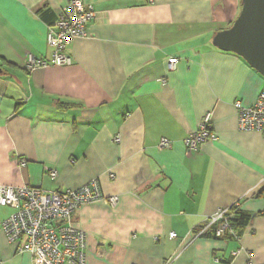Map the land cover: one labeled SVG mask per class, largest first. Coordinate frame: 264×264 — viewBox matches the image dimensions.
Here are the masks:
<instances>
[{"label": "crops", "instance_id": "1", "mask_svg": "<svg viewBox=\"0 0 264 264\" xmlns=\"http://www.w3.org/2000/svg\"><path fill=\"white\" fill-rule=\"evenodd\" d=\"M69 1L0 0V184L53 191L97 178L117 195L73 216L86 264H264V135L240 130L235 107L257 101L264 77L213 45L241 0H85L96 17L70 43L73 63L29 72V53L50 56L47 27ZM209 111L218 139L189 153ZM236 201L251 215L238 238L197 234ZM12 213L0 205V264H32L2 227Z\"/></svg>", "mask_w": 264, "mask_h": 264}, {"label": "built area", "instance_id": "2", "mask_svg": "<svg viewBox=\"0 0 264 264\" xmlns=\"http://www.w3.org/2000/svg\"><path fill=\"white\" fill-rule=\"evenodd\" d=\"M95 17L93 4L86 3L85 0H70L66 11L60 13L57 20L47 27L46 40L51 48L50 56L41 58L29 53L26 69L33 72L50 65H71L73 59L68 53L69 45L74 38L88 35V24ZM168 62L173 69L178 58L172 57ZM161 81L166 83L165 78ZM235 107L240 130L258 131L264 135V89L253 105L245 106L241 101H236ZM217 139L212 126V112L209 111L201 119L196 131L186 137L185 145L189 153H196L204 141ZM115 141H121L120 135L115 137ZM171 145L170 139L162 138L158 147L167 149ZM22 165H25V161H22ZM48 174L56 178L58 171L51 168L48 169ZM110 176L115 177L113 173ZM97 200L111 206L118 201L117 195L107 196L102 192L97 178L77 189L53 191L30 185L0 184V205L13 209L2 227L16 252L29 253L32 264H86L87 233L73 224V216L82 204ZM233 206L240 207V201L219 208L197 234L203 235L211 231L218 238L224 237L227 232L236 236L229 221V212ZM175 236L176 233H170V237Z\"/></svg>", "mask_w": 264, "mask_h": 264}, {"label": "water", "instance_id": "3", "mask_svg": "<svg viewBox=\"0 0 264 264\" xmlns=\"http://www.w3.org/2000/svg\"><path fill=\"white\" fill-rule=\"evenodd\" d=\"M213 45L238 54L264 77V0H241L239 15L214 34Z\"/></svg>", "mask_w": 264, "mask_h": 264}, {"label": "trees", "instance_id": "4", "mask_svg": "<svg viewBox=\"0 0 264 264\" xmlns=\"http://www.w3.org/2000/svg\"><path fill=\"white\" fill-rule=\"evenodd\" d=\"M229 215H230L229 221H230L231 226L236 231V236L230 235L229 232H227L225 236L222 238H225V239L226 238H237L239 237L243 226L249 222L251 215L243 213L241 211V208L237 206H233L231 208V212H229Z\"/></svg>", "mask_w": 264, "mask_h": 264}]
</instances>
